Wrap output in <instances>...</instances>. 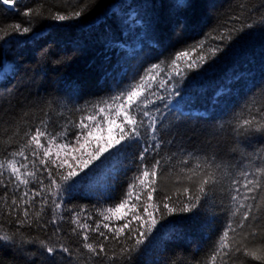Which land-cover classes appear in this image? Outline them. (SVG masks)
Returning <instances> with one entry per match:
<instances>
[{
    "label": "trees",
    "instance_id": "trees-1",
    "mask_svg": "<svg viewBox=\"0 0 264 264\" xmlns=\"http://www.w3.org/2000/svg\"><path fill=\"white\" fill-rule=\"evenodd\" d=\"M0 264H264V0H0Z\"/></svg>",
    "mask_w": 264,
    "mask_h": 264
},
{
    "label": "rangeland",
    "instance_id": "rangeland-1",
    "mask_svg": "<svg viewBox=\"0 0 264 264\" xmlns=\"http://www.w3.org/2000/svg\"><path fill=\"white\" fill-rule=\"evenodd\" d=\"M124 112L118 114V116H122ZM103 125H96L94 124V129L91 130L90 136L87 139V142L82 143V145H79L75 147L72 150L68 151H59L60 156L62 158H65V165L70 169V167H74L76 165L77 159L80 160V154L81 152H86L90 147H94L98 153L103 152L106 149H109L111 147V141H112V133L114 131V128L116 125H110V127L107 125V121H102ZM103 150V151H102ZM68 163V164H67Z\"/></svg>",
    "mask_w": 264,
    "mask_h": 264
}]
</instances>
